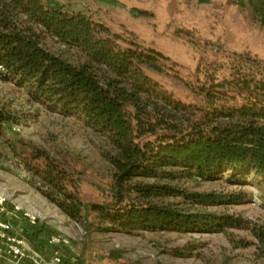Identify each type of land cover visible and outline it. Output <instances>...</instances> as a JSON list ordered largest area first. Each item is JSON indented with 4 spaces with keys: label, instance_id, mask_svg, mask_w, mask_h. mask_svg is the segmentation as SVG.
<instances>
[{
    "label": "trees",
    "instance_id": "1",
    "mask_svg": "<svg viewBox=\"0 0 264 264\" xmlns=\"http://www.w3.org/2000/svg\"><path fill=\"white\" fill-rule=\"evenodd\" d=\"M237 2L264 26V0ZM47 38L78 51L77 61L46 49ZM120 40L55 0H0V81L28 86L36 102L81 116L117 152L108 156L115 170L111 202L85 204L78 181L46 152L35 151L26 166L41 193L86 231L93 227L91 214L101 233L211 234L249 228L239 217L191 212L164 200L183 198L205 208L246 199L171 185L182 179L264 184V61L236 55L225 67L227 75L219 76L221 67L205 76L194 88L205 102L198 107L175 99L148 76L147 71H166L168 57ZM13 122L14 116L0 106V137ZM252 232L264 259V228ZM27 238L42 251L36 234Z\"/></svg>",
    "mask_w": 264,
    "mask_h": 264
},
{
    "label": "rangeland",
    "instance_id": "2",
    "mask_svg": "<svg viewBox=\"0 0 264 264\" xmlns=\"http://www.w3.org/2000/svg\"><path fill=\"white\" fill-rule=\"evenodd\" d=\"M55 1L71 13L84 14L103 25L110 35L121 39V45L133 41L168 57L166 71H147V74L186 105L204 106L203 97L194 88L221 67L219 76L227 75L225 67L236 55L250 54L264 61V26L238 0H209L204 4L199 0ZM43 44L50 52L73 62L80 56L78 51L68 50L50 38ZM0 106L14 116V122L6 125L0 137V195L6 198L11 210L18 207L20 212L25 211L24 215L48 222L52 228L48 239L56 234L68 241L67 246L56 249L65 261L74 264H264L259 242L252 232L253 227L264 228L263 183L249 179L246 185H232L225 180L182 179L171 185L192 193L235 194L246 199L241 204L205 208L186 204L183 198L164 200L166 204L191 212L242 218L250 223L247 229L211 234L101 233L96 229L99 226L96 215L91 214L89 221L93 227L86 231L41 193L40 184L26 162L31 160L33 152H46L78 181L85 204H106L113 200L115 170L108 156L117 154L114 146L81 116L64 114L36 102L28 86L0 81ZM14 228L18 232L15 225Z\"/></svg>",
    "mask_w": 264,
    "mask_h": 264
},
{
    "label": "built area",
    "instance_id": "3",
    "mask_svg": "<svg viewBox=\"0 0 264 264\" xmlns=\"http://www.w3.org/2000/svg\"><path fill=\"white\" fill-rule=\"evenodd\" d=\"M6 205V198L0 195L2 212ZM15 211L20 212V209L15 207ZM24 217L33 224L38 221L34 215L25 214ZM48 244L57 249L67 246L68 241L54 234L48 239ZM0 262L8 264H64L65 259L59 250L47 259L41 252L31 248L25 236L18 234L11 221L0 217Z\"/></svg>",
    "mask_w": 264,
    "mask_h": 264
},
{
    "label": "crops",
    "instance_id": "4",
    "mask_svg": "<svg viewBox=\"0 0 264 264\" xmlns=\"http://www.w3.org/2000/svg\"><path fill=\"white\" fill-rule=\"evenodd\" d=\"M28 211V210H27ZM30 212V211H29ZM24 212H16L14 208H10L8 204L3 209V212L0 209V217L7 219L9 221H12L14 225L18 229V234L25 236V238L28 235L36 234L38 236V245L42 248V250L45 251V253H42L47 259L51 258L55 252L56 248L53 246H47L48 244V234L51 235V225L48 222H44L40 220V217L38 218V221L36 223H31L27 218L24 217ZM40 252V251H39ZM0 264H8V263H1Z\"/></svg>",
    "mask_w": 264,
    "mask_h": 264
}]
</instances>
